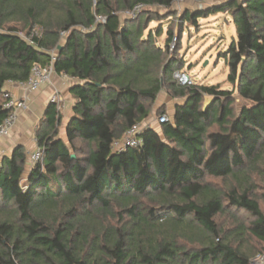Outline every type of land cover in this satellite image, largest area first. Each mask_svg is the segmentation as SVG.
<instances>
[{"label":"trees","instance_id":"trees-1","mask_svg":"<svg viewBox=\"0 0 264 264\" xmlns=\"http://www.w3.org/2000/svg\"><path fill=\"white\" fill-rule=\"evenodd\" d=\"M183 1L0 0V126L11 114L5 84L27 82L34 65L76 81L67 141L52 103L37 137L42 160L27 173L21 146L2 160L0 264H252L264 252L244 250L249 237L264 245L254 197L256 177L264 179V0L180 16L196 27L230 14L237 37L220 57L232 90L181 86L174 29L165 48L153 32L144 37L163 18L146 7ZM136 8L143 14L122 21ZM163 90L178 101L174 117L160 130L144 126L138 147L116 150ZM227 207L254 221L222 230L216 219Z\"/></svg>","mask_w":264,"mask_h":264},{"label":"rangeland","instance_id":"rangeland-1","mask_svg":"<svg viewBox=\"0 0 264 264\" xmlns=\"http://www.w3.org/2000/svg\"><path fill=\"white\" fill-rule=\"evenodd\" d=\"M226 1L203 0L196 2L186 0L175 3L170 9L146 7L144 10L153 9L162 14L163 18L151 21L148 29L144 32V37L146 38L150 31L153 32L155 44L161 48H165L168 38L167 32L173 28L176 38L171 44V53L181 61L183 67L177 69L175 74L177 72H185L199 86H219L222 90H232V86L227 80L229 73L228 66L225 60L220 57L221 53L226 51L237 37V27L232 21L230 14L220 13L207 19H202L196 27L189 22L181 25L180 20V16L186 10H204ZM136 10L121 14L122 21L135 19L144 11ZM160 31L161 33L158 34ZM234 96L237 99L236 105L238 108L242 104V100L239 98L237 91ZM208 99L206 100L207 102L209 101ZM165 100H168V97L166 96V91L163 90L160 98L151 106L150 117L144 122L145 124L160 130L157 120L161 115L163 107H159ZM256 178L258 187L255 190L254 197L258 200L264 213V179L262 177L258 178V176ZM213 182L222 186L224 190H228L234 184L232 180L226 182L213 180ZM236 218L240 219V221L237 222ZM216 221L222 230L230 232L231 230H235L237 225L244 223L248 226L249 223L254 221V218L243 211L227 207V210L218 216ZM263 247L264 245L254 237H249L244 243L245 251L254 249L258 253L263 250ZM255 256L252 259V264L256 258Z\"/></svg>","mask_w":264,"mask_h":264},{"label":"crops","instance_id":"crops-1","mask_svg":"<svg viewBox=\"0 0 264 264\" xmlns=\"http://www.w3.org/2000/svg\"><path fill=\"white\" fill-rule=\"evenodd\" d=\"M75 84V80L65 75H58L55 72L51 81L36 91H28L22 88L19 83L15 82H7L5 84L3 93L10 92L16 98L25 99L27 101V108L17 111L16 123L10 130L9 134L4 137L0 136L1 161L7 156H11L15 149L21 146L25 149L27 155L26 171L29 173L30 168L33 166L32 162L30 161V154L33 153L38 147L37 137L39 136L41 124L47 116L48 110L52 105L51 99L57 93L61 97L60 109L57 105L55 106L56 110L61 115L58 137L64 141H67L66 128L70 119L74 115L75 100L71 94V89ZM160 95L161 93L158 96L159 98ZM166 96L168 97V100L162 102L159 108L163 107V109L166 110V115L169 117H174L175 106L177 105L178 101L169 96L167 92ZM159 98H157V100ZM142 125L145 127L150 126L145 123H142Z\"/></svg>","mask_w":264,"mask_h":264},{"label":"built area","instance_id":"built-area-1","mask_svg":"<svg viewBox=\"0 0 264 264\" xmlns=\"http://www.w3.org/2000/svg\"><path fill=\"white\" fill-rule=\"evenodd\" d=\"M34 35L39 36L40 31L36 30ZM63 36H65V33H63ZM30 44H32L33 46L35 45L33 41H30ZM54 72L55 71L53 67L42 68L39 65H34L29 80L24 83H19V85L28 91L39 90L43 85L51 81ZM175 73H174V78L181 86H192L195 84L193 79L185 72H177V74ZM3 97L5 100L4 109L11 111V114L5 119L3 124L0 126L1 137L7 136L10 130L12 129V127L14 126V124L16 123L17 111L24 110L27 108V101L25 99L16 98L10 92H4ZM51 102L57 105L58 108L60 109L61 97L58 93L55 94V96L51 99ZM168 121H169V116L166 114L160 115L157 120L159 125H162ZM143 127L144 126L142 124H139L131 128L121 140L116 141L114 143V148L116 150H123L128 147H135V148L138 147L140 144L138 136ZM41 160H42V150L39 147H37L36 150L30 154V161L32 162V164H36ZM1 170H2V161L0 160V172ZM253 264H264V252L256 256Z\"/></svg>","mask_w":264,"mask_h":264},{"label":"water","instance_id":"water-1","mask_svg":"<svg viewBox=\"0 0 264 264\" xmlns=\"http://www.w3.org/2000/svg\"><path fill=\"white\" fill-rule=\"evenodd\" d=\"M58 49L60 50L61 49V46Z\"/></svg>","mask_w":264,"mask_h":264}]
</instances>
